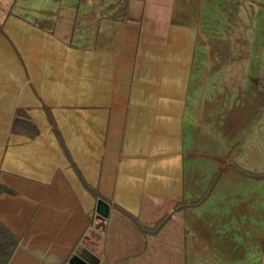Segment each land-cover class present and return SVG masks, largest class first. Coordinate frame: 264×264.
I'll return each instance as SVG.
<instances>
[{"label": "crops", "instance_id": "obj_1", "mask_svg": "<svg viewBox=\"0 0 264 264\" xmlns=\"http://www.w3.org/2000/svg\"><path fill=\"white\" fill-rule=\"evenodd\" d=\"M116 1L0 18L8 264H120L117 251L141 241L122 233L179 213L201 264H264L263 46L244 36L224 48L218 0L197 13L189 0ZM17 110L35 137L12 132Z\"/></svg>", "mask_w": 264, "mask_h": 264}, {"label": "rangeland", "instance_id": "obj_2", "mask_svg": "<svg viewBox=\"0 0 264 264\" xmlns=\"http://www.w3.org/2000/svg\"><path fill=\"white\" fill-rule=\"evenodd\" d=\"M55 0H0V18L5 15V12H12L17 15H22L27 19H32L37 22L39 20L40 6L45 3H55ZM66 1V0H65ZM80 4V11L85 8V3L88 0H78ZM115 1V0H114ZM122 1V0H117ZM218 16L221 19L220 35L224 48L229 46V52L237 45V40L241 37L247 36L252 41L251 48L259 50L264 48V0H218ZM190 8L197 13L200 10L208 7L202 0H189ZM204 5V6H203ZM29 8L25 12L26 7ZM42 11V10H41ZM258 48V49H257ZM264 50V49H263ZM196 214V213H193ZM113 216V213H111ZM191 218L189 215L182 213L171 215L167 218L166 224L163 226L159 239L151 237L153 234L145 231H136L130 227L128 233H122L125 237L121 242L132 241L133 236L141 239L140 243L125 250H118L123 254V262L120 264H201L199 247L195 250L194 242L191 234L185 238V221ZM121 220L117 221V227ZM129 227V226H128ZM153 229V228H152ZM186 230L190 233V227ZM158 233V232H157ZM157 233L153 235H157ZM194 241L197 242L198 235L195 234ZM155 237V236H154ZM193 242V247H190V242ZM137 252L138 258H131ZM129 257V258H128ZM135 259V260H131Z\"/></svg>", "mask_w": 264, "mask_h": 264}, {"label": "trees", "instance_id": "obj_3", "mask_svg": "<svg viewBox=\"0 0 264 264\" xmlns=\"http://www.w3.org/2000/svg\"><path fill=\"white\" fill-rule=\"evenodd\" d=\"M12 132L14 134L26 136L28 138H32L37 135L36 127L33 125V123H31L28 120L24 111L21 110H17L15 114V118L12 123ZM245 174L247 173L245 172ZM2 191H6L7 193H10L9 191H7V189L5 190L0 186V193ZM91 195L94 196L96 199L99 198V196L92 191H91ZM201 201L202 200H199L189 205L182 203L179 206H177L176 211H183L187 208L198 207ZM167 218L168 217H165L163 220H161L153 229L151 230L148 229L143 231H145L146 233H151V231H153L152 232L153 234L159 232L166 224ZM17 245H18V238H16L8 229H6L2 224H0V264H8L13 253L15 252Z\"/></svg>", "mask_w": 264, "mask_h": 264}, {"label": "water", "instance_id": "obj_4", "mask_svg": "<svg viewBox=\"0 0 264 264\" xmlns=\"http://www.w3.org/2000/svg\"><path fill=\"white\" fill-rule=\"evenodd\" d=\"M109 206L108 204L103 201L99 200L96 204V217L99 221H104L107 218L108 215ZM68 264H86L83 260H81L76 255H73L70 259Z\"/></svg>", "mask_w": 264, "mask_h": 264}]
</instances>
